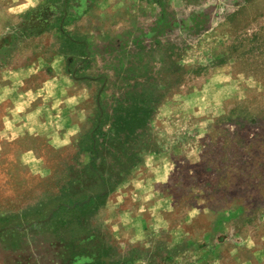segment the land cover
<instances>
[{"label":"rangeland","instance_id":"rangeland-1","mask_svg":"<svg viewBox=\"0 0 264 264\" xmlns=\"http://www.w3.org/2000/svg\"><path fill=\"white\" fill-rule=\"evenodd\" d=\"M25 3L0 0V264H262L264 0L10 11ZM137 84L155 90L148 126L104 138L114 100L129 104ZM137 148L141 162L80 216L102 189L85 177L96 155L108 178ZM150 179L161 187L145 203ZM124 209L146 222L142 240L126 234ZM86 235L102 251L71 257L65 243Z\"/></svg>","mask_w":264,"mask_h":264},{"label":"trees","instance_id":"trees-1","mask_svg":"<svg viewBox=\"0 0 264 264\" xmlns=\"http://www.w3.org/2000/svg\"><path fill=\"white\" fill-rule=\"evenodd\" d=\"M76 43V42H74ZM74 43L72 45L74 46ZM143 87V84H137V86L132 88V91L129 92L126 97V100L130 101L129 104L120 102L119 100H114L113 102V110L111 115H107V122L109 125L108 131H100V134L104 137H114L116 139H124L135 137L141 131H143L149 124L151 118L157 110V102L153 101L155 95V90L150 89H141L138 88ZM97 143V140H93V146ZM97 149V148H96ZM141 149L137 148V152L130 156L125 162L122 163V167L126 166L130 163V166L127 168V172L124 168L120 170L112 171L108 178L103 175V163L101 162L99 165L97 164V155L95 159H93L94 171L87 172L85 171V177H87L88 181L98 180L102 181V189L89 195L88 199L85 201L79 202L78 206H85L88 204V209L82 212L80 216H83L85 213H94L100 207H102L107 199L109 193L113 190L114 186L110 182L112 178L115 180H120L124 178V176L128 175V170H130L133 166L141 162ZM96 153L97 151H93L92 153ZM87 170V169H86ZM98 173L100 177H98ZM85 204V205H84ZM97 243V240L92 239V236H85L80 239L70 240L65 243L66 247H74L79 249V252H74L71 254V257H86L92 258L97 257V253L101 252L102 249L98 248L97 250H86L89 245ZM70 250V249H69ZM98 259V258H97ZM100 261V260H99Z\"/></svg>","mask_w":264,"mask_h":264},{"label":"crops","instance_id":"crops-1","mask_svg":"<svg viewBox=\"0 0 264 264\" xmlns=\"http://www.w3.org/2000/svg\"><path fill=\"white\" fill-rule=\"evenodd\" d=\"M161 181L156 179H150L147 181L143 187H142V195L145 196V200H143L145 203H152L154 201V194L157 192V190L161 187ZM142 186V185H141ZM140 186V188H141ZM124 221H128L130 223L129 226L126 228V234L129 236V239L131 241H140L144 238V235L146 234V228L147 224L142 220L141 217H137L136 215H132L127 209H124ZM264 264V262H260ZM206 264H246L240 259L232 260L222 258L217 261H207Z\"/></svg>","mask_w":264,"mask_h":264},{"label":"clouds","instance_id":"clouds-1","mask_svg":"<svg viewBox=\"0 0 264 264\" xmlns=\"http://www.w3.org/2000/svg\"><path fill=\"white\" fill-rule=\"evenodd\" d=\"M30 5L31 6H35L34 3H33V0H28V3L21 4L18 8H12V9H10V11H12V12H20V11H23V10L27 9Z\"/></svg>","mask_w":264,"mask_h":264}]
</instances>
